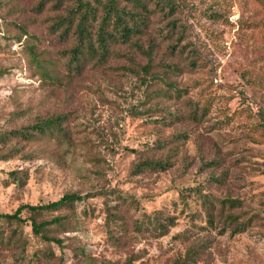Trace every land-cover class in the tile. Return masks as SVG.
I'll return each mask as SVG.
<instances>
[{
  "label": "rangeland",
  "instance_id": "rangeland-1",
  "mask_svg": "<svg viewBox=\"0 0 264 264\" xmlns=\"http://www.w3.org/2000/svg\"><path fill=\"white\" fill-rule=\"evenodd\" d=\"M176 1L174 30L153 13L147 35L156 61L173 66L155 68L172 86L146 88L126 54L70 75L50 3L38 11L40 0H0V212L84 195L42 216H67L50 230L63 247L30 221L0 220V264H174L190 245L202 253L188 264H264V4ZM61 113L66 134L13 135ZM142 152L174 164L135 173ZM203 158L217 164L200 169ZM202 195L240 201L226 210L247 226L214 228ZM159 211L176 217L166 232Z\"/></svg>",
  "mask_w": 264,
  "mask_h": 264
},
{
  "label": "trees",
  "instance_id": "trees-1",
  "mask_svg": "<svg viewBox=\"0 0 264 264\" xmlns=\"http://www.w3.org/2000/svg\"><path fill=\"white\" fill-rule=\"evenodd\" d=\"M258 1L264 4V0ZM48 3L54 11V15L50 18L49 28L51 32L56 34L60 41L69 42V45L61 50V53L66 59L65 64L70 75H80L89 62L98 67H104L115 54L121 56L126 54L134 60L136 66V68L131 66H127V68L133 71V74L138 77L140 83L146 88L156 81H164L167 85L172 86V83L166 79L164 72L166 68L171 69L173 66L168 62L162 64L160 61H156V44L147 35L153 13L168 19L167 28L169 31L174 30L176 23L172 16L175 13L176 0H40L37 10H44ZM170 46L173 49L176 48L174 45ZM136 58L145 59V63L141 65ZM159 65L165 71L155 69ZM65 118V115L61 113L52 115L47 119L36 120L24 129L15 130L13 135L23 136L24 139L29 140L39 135L66 134L68 128ZM141 155V160L135 164V173L151 168L165 171L174 164L171 161V154L151 156L142 152ZM216 164L217 160L215 158H203L199 168L204 169ZM14 177L17 178V175L15 174ZM213 177L216 181L219 180L218 175L213 174ZM196 190L198 193L201 192L199 187ZM182 197L185 200L184 193ZM202 198L208 223L214 228H220V232H224L229 226L233 225L232 230L234 231H241L247 226V221L241 223L237 215L226 210L227 205L229 207L239 205L241 202L237 199L209 198L206 195H202ZM82 199H84V195L80 193L66 192L57 200L48 203H25L12 213L0 212V220L17 222V224L30 221L32 232L40 239L46 243H54L63 247L65 244L64 239L51 234L50 230L52 225L66 228L67 216L55 215L50 218L42 216L49 211L59 210L65 206L70 207L76 201ZM24 211L29 212L30 215L22 216ZM175 218L174 215L167 216L159 211L156 218L157 228L161 232H166L168 225L176 223ZM17 234L18 230L15 228L14 235ZM14 235H11V238ZM19 238L20 235L17 236V239ZM112 238L116 243H120V238L117 235H113ZM49 253L50 251H48ZM201 253L202 250L190 245L186 248L185 254L178 257L174 264L197 262ZM52 254L54 256V253ZM131 257L133 258V256H130L123 264H129ZM58 264H64V258H61ZM111 264L119 263L112 262Z\"/></svg>",
  "mask_w": 264,
  "mask_h": 264
}]
</instances>
